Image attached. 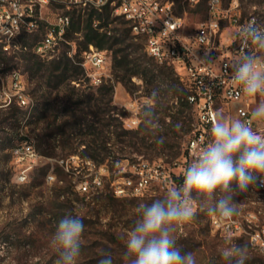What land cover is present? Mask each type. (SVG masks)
Here are the masks:
<instances>
[{
	"label": "rangeland",
	"instance_id": "1",
	"mask_svg": "<svg viewBox=\"0 0 264 264\" xmlns=\"http://www.w3.org/2000/svg\"><path fill=\"white\" fill-rule=\"evenodd\" d=\"M221 1L223 5L227 6L232 0ZM208 2L209 0H198L191 4L188 0L182 1L183 16L187 19L189 30L206 18ZM238 2L244 17L255 15L264 24V0H238ZM174 4L177 9L178 3ZM56 13L57 6L52 5L49 8V14ZM72 15L75 25L73 28L72 20L68 37L71 46L65 44L61 46L60 52L56 56H40L42 59L49 61L61 57L62 53L71 52L75 55L78 51L81 54L84 50L85 32L82 29L85 26L87 15L78 10L72 11ZM114 18L120 20L107 27L110 35H113L112 30H123L127 26L126 21H124L126 26L120 24V21H123L122 16L111 15V20ZM127 27L130 28V26ZM78 29L82 31H77ZM96 29L98 30V28ZM227 30L228 35L234 32L233 28ZM131 35L133 36L132 32ZM6 40L9 39L0 41ZM40 40V33L32 34L28 39L29 45L24 52L34 54V44ZM131 43L139 44L141 48L128 47ZM13 48L14 41H7L4 50L0 46V252L4 253L0 255V264H55L57 257L48 247V240L58 221L69 212L79 214L85 224L82 255L78 264H97L103 251H111L114 264H122L121 253L124 245L120 236L136 218L135 209L137 205L141 202L149 203L153 199L162 198L166 189L155 187L143 198L135 199L114 198L109 193L91 198L80 194L77 189L80 178L76 179V176L69 174L68 168L61 166V161H66L75 154L82 163L90 161L80 157L84 151V145H80L79 142L85 138V133L80 135L81 137H78L77 140L67 141L68 136L57 134L59 132L57 125L50 127L51 125L48 123L52 119H42L38 122L35 119L37 116H41L48 102L55 104V108L51 111L52 118L62 114L69 105V99L72 98L75 102L78 100V96L72 94L73 91L77 94L100 98L99 87H92L87 77L81 75L79 83L72 82L69 86L64 85L58 89H52L53 86H49L47 83H39L36 78L32 77L31 68L26 61L21 60L23 56L20 50L21 45L19 48ZM116 49L124 50L118 56L135 50L138 51L132 54L133 57L141 56V58L146 59L148 56H146L144 43L139 39L117 45L114 50ZM113 57L114 53L109 52L108 77L101 86L114 85L111 106L117 107V114L114 116L118 119L115 123H122L124 118L120 114L124 112V105L136 102V105L138 104L140 107L137 113L139 124L133 130L142 129L141 105L145 98L151 99L150 93L154 87L148 86L142 75H136L132 77L133 89L129 92L118 81L117 75L113 71ZM81 58L82 56H78V60ZM79 64L81 65V61ZM173 78L176 80L178 76L175 75ZM157 85L163 92L164 105L162 110L166 106H172L173 90L170 79ZM181 85L189 95V90L178 78L175 87L180 89ZM50 91L52 92L51 95L48 93ZM20 97L26 99L25 104L19 101ZM109 97L105 96L106 100ZM37 107L39 111L35 112ZM186 114L188 117L186 124L178 123L176 126L161 127L158 135L164 137L162 144H157L152 135L147 141H140L134 146L120 144L115 142L117 141L115 135L105 131L104 135L111 138L108 151L103 154H107L109 158L105 163L108 167V177H110L105 182L106 191L110 181L129 172L132 164L141 160L161 163L162 165L164 163L172 168L175 175L181 174L184 167L188 166L185 164L186 145L192 135L195 123L192 111H186ZM130 115L132 116V113ZM159 116L161 119V115ZM100 117L103 118L104 115L101 114ZM107 117L105 116V118ZM227 118L236 117L232 114ZM89 119L92 118L89 117ZM169 121L168 118L167 122ZM123 130L129 131L125 127ZM144 132L142 131L141 136ZM125 138L123 136L121 140ZM28 145L33 146L40 155V159L29 173L28 181L19 184L17 174L21 168L20 164L15 162V150ZM175 163L181 164L182 167L175 166ZM71 166L74 167L72 164ZM78 170L81 171V175L87 173L86 167L81 164ZM49 173L54 174V176L46 178ZM182 181L183 178H179L178 184H181ZM62 194H65V197H62ZM109 196L112 199L108 198ZM236 201L239 203V214L234 219L240 222L239 230L233 232L217 231L212 225V219L216 218L197 211L191 222L178 227L176 233L177 247L185 252H194L197 257V264H224L219 251L225 239H232L237 243L248 245L249 260L247 264H264V256L252 245L250 240V232L255 228L264 226V188L257 192L250 189L247 193L238 195ZM248 216H250V220H248Z\"/></svg>",
	"mask_w": 264,
	"mask_h": 264
},
{
	"label": "built area",
	"instance_id": "2",
	"mask_svg": "<svg viewBox=\"0 0 264 264\" xmlns=\"http://www.w3.org/2000/svg\"><path fill=\"white\" fill-rule=\"evenodd\" d=\"M191 4L198 0H188ZM49 5L57 6L56 14H49ZM108 9L111 15L122 14L127 26L143 30L145 50H151L163 64L172 66L180 81L189 90L188 104L191 106L195 120L192 135L186 145V162L189 164L202 142L210 137V121L217 112L226 117L234 115L236 118L249 119L251 111L260 99L259 97H245L239 88L232 82L230 69L227 67L240 56L239 45L233 40V34L255 15L244 17L238 0H232L227 6L221 0H209L207 15L193 29L189 30L187 19L177 13L174 2L170 0H0V31L1 28L10 29V39L0 41L2 49H6L7 41H14V48L21 45V37L26 31L39 30L46 34V41L34 45V52L39 56H56L61 46L71 43L68 40L72 11L83 13L96 11L99 13ZM94 28L101 34L112 36L107 27H99L94 21ZM234 32L228 35L227 29ZM227 33V34H226ZM12 51V49H11ZM208 56L205 57V53ZM68 56H75L71 52ZM107 50H101L89 44L80 56L81 67L92 87H100L108 77ZM207 59L210 63H202L200 59ZM19 101H26L20 97ZM144 99L143 106L149 103ZM235 106V110H234ZM140 107L136 102L124 105L128 115L123 119L126 129L137 128L139 119L137 113ZM132 113V116L129 114ZM129 116V117H128ZM253 127L264 134V122H253ZM40 155L33 146H24L15 150V162L20 166L17 174L19 184L28 181L29 173L38 164ZM74 167L71 166V164ZM80 164L86 167L87 173L81 175L78 170ZM175 166L182 167L175 163ZM62 167L68 168V173L80 178L77 189L80 194L91 198L109 193L114 198L135 199L143 198L155 187L169 189L179 185L181 174H174L172 168L163 163V166H153L152 162L141 160L132 164L130 171L133 181H122V175L109 182L106 191L105 182L108 177V167L101 164V170H94V165L82 163L76 155L66 161H61ZM54 176L49 173L47 177ZM250 220V216H248ZM239 221L236 219L219 221L212 219V225L217 231L233 232L239 230ZM250 240L264 256V226L250 232Z\"/></svg>",
	"mask_w": 264,
	"mask_h": 264
},
{
	"label": "clouds",
	"instance_id": "3",
	"mask_svg": "<svg viewBox=\"0 0 264 264\" xmlns=\"http://www.w3.org/2000/svg\"><path fill=\"white\" fill-rule=\"evenodd\" d=\"M233 40L241 54L227 65L231 80L243 96L260 99L249 119L215 113L210 137L186 167L182 183L167 189L162 198L137 205L136 218L120 236L122 264H197L194 252L177 247L178 227L191 222L197 211L219 221L231 220L239 214L238 195L264 188V134L253 127L254 121L264 122V24L250 20L233 34ZM150 96L140 111L142 128L162 144L164 137L158 135L162 89L153 88ZM84 232L79 214L69 212L58 221L48 240L57 257L55 264H78ZM248 251L247 244L225 239L219 255L224 264H247ZM97 264H114L112 252H101Z\"/></svg>",
	"mask_w": 264,
	"mask_h": 264
},
{
	"label": "trees",
	"instance_id": "4",
	"mask_svg": "<svg viewBox=\"0 0 264 264\" xmlns=\"http://www.w3.org/2000/svg\"><path fill=\"white\" fill-rule=\"evenodd\" d=\"M170 1L178 3L177 13L183 15L184 8L181 5L183 0ZM86 15L85 26L82 29L85 32L84 49H86L89 44H93L101 50L113 52V71L116 73L118 81L122 83L129 92L133 89L132 77L136 75H142L146 84L148 86H153L154 88H158V83L170 79L173 90V104L172 106H166L160 111L161 127L176 126L178 123L186 124L188 121L186 111L191 112L192 109L187 102L189 95L185 88L182 85L180 89L175 87L178 78H176V80L173 78L176 75L174 68L167 64L160 65L156 63L152 58L148 57L147 54L146 59L141 58V56L133 57L132 54L136 53L138 50L131 53H123L122 56H118V54L122 53L124 50H114L115 46L125 44L127 41L135 39L134 36L131 35L130 28L126 26V22L120 21V24L126 26L123 30H112L113 35L107 36L106 34H101L96 28H94V21L99 22V27H108L111 23L120 19L114 18L111 20V13L108 9L102 13L92 11ZM74 25L73 18V28ZM82 30L78 29L77 31ZM29 37H31V35L28 34L21 37L20 50L23 53L21 60L27 62L31 68L32 77L36 78L39 83H47V85L53 86L52 89H58L64 85L69 86L72 82L79 83L78 81L81 79L80 76H86L84 69L79 64L81 61L78 60V56H80L79 51L74 57L62 53L61 57L46 61L35 53L29 54L24 52L27 45H29ZM132 46H136L138 49L141 48L139 44L135 45L132 43L129 44L128 47ZM98 90L101 94L100 98L77 94L73 91L72 94L78 96V100L75 102L72 98L69 99L68 102L70 106L68 105L62 114L58 116L55 115L53 118L51 111L55 108V104L48 102L46 103L41 116H37L35 121L38 122L42 119H52L48 123L51 125L50 127L57 125V130L59 131L57 134L68 136L67 141L71 139L77 140L78 137H81L83 133H85V138L79 142L80 145H84V151L80 157L89 159L91 162L99 166L105 164L109 159L107 154L103 155L104 153H107L109 147L108 144L111 139L104 135L105 131H108L109 134H113L117 137V141L115 142L128 144L129 146L137 145L140 141L145 142L151 137V135L144 132L143 128L136 131L123 130V121L120 124L115 123L118 119L114 116L117 114V107L111 106L113 103L112 94L114 92V85H103L99 87ZM48 93L49 95L52 94L51 91ZM105 96L110 97L106 100ZM36 111H39L38 107L35 108V112ZM123 111V114H120V116L125 118L128 113L125 110ZM101 114L104 115L103 118L100 117ZM105 116L108 117L105 118ZM89 117L92 119H89ZM168 118L170 119L169 122H167ZM119 129L122 131H119ZM142 131L144 132L143 136H141ZM123 136L126 138L121 140V137ZM87 137H90V139H87ZM61 196L65 197V194H62ZM108 198L112 199L110 196Z\"/></svg>",
	"mask_w": 264,
	"mask_h": 264
},
{
	"label": "bare ground",
	"instance_id": "5",
	"mask_svg": "<svg viewBox=\"0 0 264 264\" xmlns=\"http://www.w3.org/2000/svg\"><path fill=\"white\" fill-rule=\"evenodd\" d=\"M52 5H49V8ZM123 17L122 14H117ZM256 21L261 23L257 18ZM262 24V23H261ZM131 32L133 35H135V37H143V30L142 29H135V26H130ZM40 33L41 35V40L37 43V44H42L46 41V34H44V32H39V30H29L26 31L25 34L28 35H32V34H38ZM10 38V29L9 28H1L0 31V40L2 39H8ZM142 42L144 43V40H142ZM147 55L152 58L155 62L159 63V64H163V60L162 59H157L154 55V53H151V50H145ZM37 55H39V53H36ZM189 99V96L188 98ZM23 104L26 103V101H22ZM79 159V158H78ZM85 163H87V165H94V170H101V165H96L91 161H86ZM153 166H163L161 163H153ZM50 178V177H49ZM122 181H133V174H124L122 176Z\"/></svg>",
	"mask_w": 264,
	"mask_h": 264
}]
</instances>
